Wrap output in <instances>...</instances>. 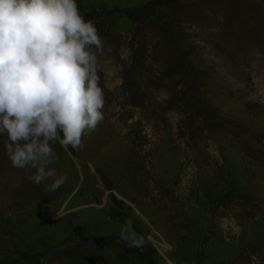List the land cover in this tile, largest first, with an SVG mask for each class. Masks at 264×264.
<instances>
[{
    "label": "rangeland",
    "instance_id": "obj_1",
    "mask_svg": "<svg viewBox=\"0 0 264 264\" xmlns=\"http://www.w3.org/2000/svg\"><path fill=\"white\" fill-rule=\"evenodd\" d=\"M77 4L104 120L53 145L55 192L0 135V264H264V0ZM129 219L145 247L119 240Z\"/></svg>",
    "mask_w": 264,
    "mask_h": 264
},
{
    "label": "clouds",
    "instance_id": "obj_2",
    "mask_svg": "<svg viewBox=\"0 0 264 264\" xmlns=\"http://www.w3.org/2000/svg\"><path fill=\"white\" fill-rule=\"evenodd\" d=\"M102 53L103 39L77 0H0V135L11 167L27 170L47 192L67 180L51 167L58 159L53 145L78 151L104 120ZM119 240L145 247L131 219Z\"/></svg>",
    "mask_w": 264,
    "mask_h": 264
},
{
    "label": "trees",
    "instance_id": "obj_3",
    "mask_svg": "<svg viewBox=\"0 0 264 264\" xmlns=\"http://www.w3.org/2000/svg\"><path fill=\"white\" fill-rule=\"evenodd\" d=\"M71 258V257H70ZM76 264H81L82 262H80V260H75Z\"/></svg>",
    "mask_w": 264,
    "mask_h": 264
}]
</instances>
